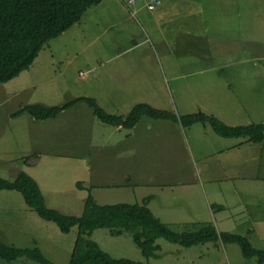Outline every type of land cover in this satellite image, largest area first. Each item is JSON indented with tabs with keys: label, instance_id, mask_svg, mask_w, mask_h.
<instances>
[{
	"label": "rangeland",
	"instance_id": "obj_1",
	"mask_svg": "<svg viewBox=\"0 0 264 264\" xmlns=\"http://www.w3.org/2000/svg\"><path fill=\"white\" fill-rule=\"evenodd\" d=\"M195 1L200 6L191 4L190 14L222 15V24L215 20L205 33L191 25L194 17L178 20L187 12L185 7L171 13L169 22H155L159 6L150 11L147 0H105L92 18L88 13L50 40L27 71L0 84V178L12 182L25 173L41 186L47 207L80 217L88 190H77V183L96 188L99 204L129 202L124 197L113 200V193L130 173L127 168L134 167L132 160L138 159L145 183L150 180L148 187H186H176L175 198L171 192L160 195L158 204L170 202V209L157 217L163 215L170 230L180 234L201 226L176 222L197 215L194 200L190 204L185 198L194 180L210 210L209 224L264 251V152L252 158L255 150H264V141L261 146L246 139L226 143L208 123L184 127L179 121L144 117L137 131L148 132L149 141L141 148L98 121L85 103L48 120L13 117L25 106L52 108L91 98L109 115L127 116L135 105L146 104L177 118L201 112L231 127L264 124V0ZM191 30L194 34H188ZM205 135L208 144L194 143ZM211 136L223 144L212 146ZM237 143L246 145L247 161L228 164L226 156ZM219 146L221 160L222 155L201 160L196 156ZM243 156L239 152L238 158ZM229 162H234L232 157ZM207 174L213 175V183H208ZM134 184L131 177L130 189L139 198ZM174 201L181 205L173 207ZM180 207L190 214L172 212ZM76 235L77 228L64 235L43 221L20 193L0 192V242L21 249L38 247L51 263L68 264ZM90 239L112 258L140 264H258L257 258L245 259L238 245L220 241L183 248L159 239L158 257L146 259L129 233L111 236L100 228ZM0 264L36 263L0 259Z\"/></svg>",
	"mask_w": 264,
	"mask_h": 264
},
{
	"label": "trees",
	"instance_id": "obj_2",
	"mask_svg": "<svg viewBox=\"0 0 264 264\" xmlns=\"http://www.w3.org/2000/svg\"><path fill=\"white\" fill-rule=\"evenodd\" d=\"M102 1L0 0V84L8 83L27 71L50 40L71 29L90 8ZM80 103L87 104L98 121L114 128L133 129L142 118L148 117L155 120L179 121L184 127L208 123L218 136L225 139H246L253 144H261L264 141V124L231 127L201 112L177 118L146 104L135 105L127 116L109 115L91 98L78 99L52 108L42 105L25 106L13 117L28 115L37 121L48 120ZM77 189H83L82 183H77ZM87 189L88 195L82 215L75 217L47 207L38 183L27 174H19L12 182L0 178V192L20 193L32 211L43 221L53 223L62 234L67 235L73 228H77L68 264H140L127 259H114L105 253L90 239L93 230L100 228L108 229L111 236L131 234L146 259L158 257L160 248L156 241L159 239L183 248L220 241L223 244L238 245L245 259L257 258L258 264H264V251L254 249L242 236L219 233L210 224H202L194 232L175 233L152 214L147 207L149 199L142 204L101 205L91 194L93 187ZM0 259L7 263L27 259L36 264H53L38 247L21 249L2 242Z\"/></svg>",
	"mask_w": 264,
	"mask_h": 264
},
{
	"label": "crops",
	"instance_id": "obj_3",
	"mask_svg": "<svg viewBox=\"0 0 264 264\" xmlns=\"http://www.w3.org/2000/svg\"><path fill=\"white\" fill-rule=\"evenodd\" d=\"M104 1L105 0H103L99 5L90 8L85 13V15L90 13L89 17L92 18L91 14L95 13V11L97 12L98 7H100ZM196 2L197 1H195V0H161V5L159 6V8L154 13L153 21H155V22H158V21L169 22V21H171V19L169 17L171 13L177 14V12L175 11L177 9L180 12H182L183 7H185L187 12L183 11L182 15L180 17H178V20L181 23L188 21V20H191L190 17H194L192 19L193 21L191 20L192 21L191 25L197 26L198 30L203 31L205 33L211 27L213 22H215V20H216L217 24L218 23L222 24V21H223L222 15H219L218 17H212L210 14H208L206 12H203L201 14H198V13L196 14L195 12H193L190 14L189 10H191L193 8V6H191V4H196ZM196 6H200V4L196 5ZM196 6L194 8H196ZM85 15L83 16L82 19L85 18ZM181 26L183 27V25H181ZM194 32L195 31L191 30L188 32V34H194ZM203 32H201V33H203ZM141 121L142 120H140L139 123L133 129L114 128V127H113V129L117 133H120L126 141H133L134 144H136V145L140 144L139 146L142 148L144 146V144H148L149 135H148V132H147V134H145V131L143 128L141 129V131H139V132L137 131L140 123L142 124ZM220 138L223 139L226 143L228 142L227 140H235V139H225L222 137H220ZM204 141L207 142V136L206 135L200 139H194L195 144H201ZM211 141H212V146H214L215 142H217L218 145L223 144V143H221L222 140H215V138L213 136H211ZM207 144H208V142H207ZM242 144L243 143H237V144H234L233 146H231L230 149H232V151L228 157L226 156V159H228V161H226V163L236 165V164H240V163L247 161L246 156L249 153L245 152L246 148L243 146H246V145H242ZM258 146H261V144H259ZM219 148H220V146L217 147V149L215 151H212L207 155L204 152H203L204 153L203 155H201L199 152H196V156L199 160H201V159H206L210 156L216 157L218 155H222L219 157V160H221V158H223L224 154H222V150ZM239 152L244 154L243 159L238 158ZM262 152H264L263 149L261 151L255 150V153L252 154V158H256V156H261ZM203 156H205V157H203ZM129 157H135V156L130 155ZM230 157L233 158L234 162H229ZM38 161L35 159V163H37ZM132 162H133L134 167L133 168H131V167L127 168V169H130V173H128V175H125V174L123 175V177H122L123 183L121 185H117V186L115 185L116 186L115 189H117L118 193H113V200L115 198L124 197V198L130 199L131 201L123 202V203H126V204H135V203L142 204L145 201V199L150 198V200L147 203V207L149 208V210L152 212V214L157 219H159L160 221L162 220L161 222L163 224H166L163 221V218H164L163 215L158 218L157 213L162 212L164 214V211L168 212L167 209H170L169 208L170 202L167 205H161L160 203L158 204V201L160 200V195H163V193H165V192H171V196L175 198L176 197V192H175L176 187H177V190H182L186 187H182V185H180V184L176 185V187H174L175 184L174 185H155L154 184L152 187H148V184H150V180L148 181V183H145V181L147 179H144V174L141 173L142 168H140L141 164L139 163V160L135 159V160H132ZM135 163H136V165H135ZM205 176L207 177L206 179L208 180V183H213L215 181L213 179L214 177H212L213 175L207 174ZM131 177L133 178V181H135V183H136V184H134V186H136V189H134V190H138L139 198L137 197L135 192H133V190L130 189ZM223 180H225V179H222V180L219 179V182H222ZM190 181H191L190 182V185H191L190 189L192 190V193L189 194V196L190 195H192V196H190V197L185 196V198H186V200L189 198L190 204H191V201L194 200L195 203L191 204V206H192L193 212L196 213L197 215H196V217H182V219L180 221H176V222L177 223H182V222L192 223L193 225L209 224V222H210V220H209L210 219V216H209L210 210H209V208L205 209V206H204L205 202H204V197L202 194L201 186L199 185V183L197 181H194V180H190ZM38 185H39V183H38ZM90 186H92V185H86L85 187L83 186V188H84V190H88L87 187H90ZM39 187H41V186L39 185ZM77 190H79V189H77ZM95 190H97V189L93 187L91 194L94 197V199L98 202V200H97L98 198L93 193ZM41 192H42V190H41ZM103 197H104V195L99 196L100 199H102ZM178 198L181 199V196L179 195ZM45 202H46V200H45ZM176 203L177 202L174 201V203L172 204L173 207H176L177 205H181V204H176ZM83 204H84V200H83ZM199 204H200V206H199ZM101 205H105V204H101ZM218 207L222 208L221 205H219ZM179 210H181V211H179ZM174 211H177V213H179V214L183 213V216H188V215H185L184 213L190 214V212L185 208L184 209L181 208L178 210H172V212H174ZM162 213H160V214H162Z\"/></svg>",
	"mask_w": 264,
	"mask_h": 264
},
{
	"label": "built area",
	"instance_id": "obj_4",
	"mask_svg": "<svg viewBox=\"0 0 264 264\" xmlns=\"http://www.w3.org/2000/svg\"><path fill=\"white\" fill-rule=\"evenodd\" d=\"M160 5H161V0H147V8L150 11L155 10ZM80 75L83 76V73H80Z\"/></svg>",
	"mask_w": 264,
	"mask_h": 264
}]
</instances>
